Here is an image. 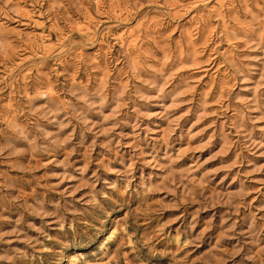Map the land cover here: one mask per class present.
I'll return each instance as SVG.
<instances>
[{
    "label": "rangeland",
    "instance_id": "374dc122",
    "mask_svg": "<svg viewBox=\"0 0 264 264\" xmlns=\"http://www.w3.org/2000/svg\"><path fill=\"white\" fill-rule=\"evenodd\" d=\"M0 264H264V0H0Z\"/></svg>",
    "mask_w": 264,
    "mask_h": 264
}]
</instances>
